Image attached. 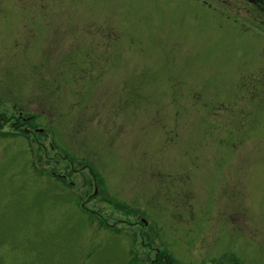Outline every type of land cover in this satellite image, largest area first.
Returning <instances> with one entry per match:
<instances>
[{
  "label": "rangeland",
  "instance_id": "1",
  "mask_svg": "<svg viewBox=\"0 0 264 264\" xmlns=\"http://www.w3.org/2000/svg\"><path fill=\"white\" fill-rule=\"evenodd\" d=\"M220 1L0 0V264H264V23Z\"/></svg>",
  "mask_w": 264,
  "mask_h": 264
},
{
  "label": "flooded vegetation",
  "instance_id": "2",
  "mask_svg": "<svg viewBox=\"0 0 264 264\" xmlns=\"http://www.w3.org/2000/svg\"><path fill=\"white\" fill-rule=\"evenodd\" d=\"M222 4H229L226 1H220ZM235 1L232 2L234 4ZM239 6L242 4L243 9L247 13H252L260 20V23H264V0H239ZM241 9V8H238Z\"/></svg>",
  "mask_w": 264,
  "mask_h": 264
}]
</instances>
